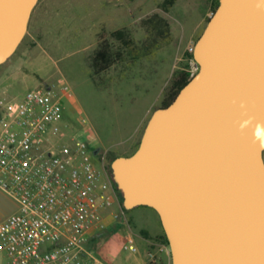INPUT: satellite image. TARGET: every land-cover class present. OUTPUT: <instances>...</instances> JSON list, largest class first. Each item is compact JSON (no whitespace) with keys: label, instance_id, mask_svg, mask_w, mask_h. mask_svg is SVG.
<instances>
[{"label":"water","instance_id":"1","mask_svg":"<svg viewBox=\"0 0 264 264\" xmlns=\"http://www.w3.org/2000/svg\"><path fill=\"white\" fill-rule=\"evenodd\" d=\"M39 0H0V65ZM198 72L111 161L123 206L159 215L172 264H264V0H219Z\"/></svg>","mask_w":264,"mask_h":264},{"label":"rangeland","instance_id":"2","mask_svg":"<svg viewBox=\"0 0 264 264\" xmlns=\"http://www.w3.org/2000/svg\"><path fill=\"white\" fill-rule=\"evenodd\" d=\"M162 3L39 0L23 41L0 65V97L8 106H16L30 89L68 85V127L59 139L68 143L76 136L99 150L93 158L103 172L101 191L107 179L116 185L111 161L139 146L148 112L163 105L174 74L192 67L191 53L212 15V0H176L168 13ZM102 48L111 62L99 69L95 56ZM120 207L121 192L110 208L112 220L107 218L88 242L91 254L106 264H150L143 232L163 231L157 212ZM17 209V201L0 188V222ZM0 264H12L1 247Z\"/></svg>","mask_w":264,"mask_h":264},{"label":"built area","instance_id":"3","mask_svg":"<svg viewBox=\"0 0 264 264\" xmlns=\"http://www.w3.org/2000/svg\"><path fill=\"white\" fill-rule=\"evenodd\" d=\"M198 70L193 59L191 76ZM68 88L57 82L30 89L16 106L0 97V188L19 204L0 222V247L12 264H106L88 242L114 214L119 191L109 179L99 189L98 153L86 140L60 142ZM149 255L150 264H159L154 250Z\"/></svg>","mask_w":264,"mask_h":264},{"label":"trees","instance_id":"4","mask_svg":"<svg viewBox=\"0 0 264 264\" xmlns=\"http://www.w3.org/2000/svg\"><path fill=\"white\" fill-rule=\"evenodd\" d=\"M175 2H176V0H163L162 8H163L164 13H168L170 11V9L172 8V6L175 4ZM218 5H219V0H212V6H213L212 14L215 12ZM157 16H158V14H155V17H157ZM210 17L208 18V21H209ZM191 57L193 58V53H191ZM102 62H104V64H102ZM110 62L111 61H110V58L108 55V50L105 48L100 49L95 56V64L97 65V67H99V69L107 68L110 65ZM188 68L187 67L182 68L181 70H179L178 72H176L174 74L173 79H172V83H171V87H170L168 93L165 95L163 105L160 107L168 106L175 99V97L177 96V94L179 93L181 88L184 85H186L189 82V80L193 77V76H191L190 70ZM119 193H120V191H119ZM123 210H125V209L123 208ZM162 239L169 246L168 240H167L164 232L162 235Z\"/></svg>","mask_w":264,"mask_h":264},{"label":"crops","instance_id":"5","mask_svg":"<svg viewBox=\"0 0 264 264\" xmlns=\"http://www.w3.org/2000/svg\"><path fill=\"white\" fill-rule=\"evenodd\" d=\"M154 110H150L148 112V116L144 121L145 127H146V124H147V122H148V120H149V118H150V116ZM136 149L132 153H130L129 155L133 154L136 151ZM98 151L99 150L97 149V152ZM129 155H119V156H129ZM140 207H148V206H137V207H134V208L129 209V210H133V209L140 208ZM148 208H150V207H148ZM18 210H19V204H18L17 211ZM110 217H111V215L108 216V221H109ZM110 220H112V219H110ZM160 223H161V221H160ZM161 226H162V224H161ZM163 232H164V230L162 232H160V231L155 232L154 234L151 235L149 232L144 231L143 237H144L145 243L143 245V248L147 251V253H150V251H152V249H155L154 251H155V254L157 256V261L159 262V264H172V259H171L169 247L162 239Z\"/></svg>","mask_w":264,"mask_h":264},{"label":"flooded vegetation","instance_id":"6","mask_svg":"<svg viewBox=\"0 0 264 264\" xmlns=\"http://www.w3.org/2000/svg\"><path fill=\"white\" fill-rule=\"evenodd\" d=\"M94 152H97V150H95ZM98 153V152H97Z\"/></svg>","mask_w":264,"mask_h":264}]
</instances>
